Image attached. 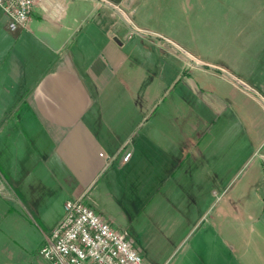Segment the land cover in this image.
<instances>
[{
	"label": "crops",
	"instance_id": "0c3cea01",
	"mask_svg": "<svg viewBox=\"0 0 264 264\" xmlns=\"http://www.w3.org/2000/svg\"><path fill=\"white\" fill-rule=\"evenodd\" d=\"M131 4L34 0L27 27L15 32L6 28L0 10V179L6 193L0 196V241L27 239L30 233L41 246L64 201L74 198L127 237V225L145 211L146 195L151 199L173 176V185L185 184L180 190L184 197L188 193L185 206L193 204L194 188L198 192L209 180L205 190L216 196L203 213L211 214L208 223L220 242L224 223L240 227L242 221L248 226L241 232L254 230V240L264 241V41L242 44L233 20L223 30L232 35L224 53L219 44L226 36L219 30L212 54L197 58L186 52L199 62L195 66L176 55L181 62L170 81L184 73L182 86L196 104L181 98L184 128L176 139H160L153 125L139 132L153 105L148 99L145 106L146 82L149 94L158 92L151 85L161 70L142 53L146 42L160 54L170 55L178 46L128 35L130 26L144 30L149 24L140 22ZM146 67H156L157 74ZM208 78L220 80L228 92L207 84ZM227 124L232 155L203 152L200 145L211 131L207 142L216 133L217 143L225 144ZM126 150L130 155L123 162Z\"/></svg>",
	"mask_w": 264,
	"mask_h": 264
},
{
	"label": "rangeland",
	"instance_id": "374dc122",
	"mask_svg": "<svg viewBox=\"0 0 264 264\" xmlns=\"http://www.w3.org/2000/svg\"><path fill=\"white\" fill-rule=\"evenodd\" d=\"M131 1V7L137 8V18L140 22L145 20L149 23L143 27L145 31L157 34L156 39L159 41L168 39L178 46L175 47L176 52L171 51L170 55L165 54L164 51L160 54L147 42L143 48L142 54L145 57H152L155 60V66L161 67V70L158 73L160 83L155 79L151 85L159 89L158 92L149 94L146 82L145 106H148V99H153V105L152 110L146 112L147 120L143 123L144 128H139V132L151 131L149 126L153 125L156 127V132L161 134L160 139L164 137L176 139L179 137V129L184 128L179 118V113L183 112L181 108L184 107L181 98L196 104L195 96L190 95L184 85L182 86L183 78L186 76L184 73L180 80L170 81L174 68L181 62L176 55H182L183 58L188 59L186 62L188 66H195L199 62L192 55L197 58H206V53L212 54L213 47L217 45L218 48L219 30L222 34L225 25L233 20L240 27L238 39L242 44L254 45L255 41H264V0ZM223 33L226 38L219 45L224 53L228 49V36L232 35L228 31ZM186 52L192 55H187ZM249 55L246 53L244 57L247 58ZM156 67L154 70L148 67L146 69L156 75L158 72ZM179 74L181 76V73ZM206 81L207 84L219 87L223 92L229 90L215 78H208ZM158 93L161 94L159 97L156 96ZM231 126L227 124L222 131L221 136L226 139L225 144L217 143L216 139L219 138L216 133L214 140L207 142L208 139H213L214 133L211 131L209 136L206 135V143L200 145L204 148L202 151L225 157L232 155L234 140L231 138ZM243 151L244 149L240 151L238 149L236 152L243 155ZM208 162L211 163V160ZM194 177L195 174L191 178ZM173 179L175 181L176 177L164 180L160 190L154 193L151 199H147L148 195H146L145 211L136 218L134 223L126 227L129 236L127 237L138 246L143 264H252V260H256V264H261V259L264 257V254H261L264 241L254 240L257 236L254 230L247 231L245 234L241 232L242 228L248 226L247 223L242 221L241 228L238 224L224 223L221 234L223 242H220L216 229L214 230L208 223L211 214L203 213L204 204L216 196V193L213 195L212 191L207 193L205 190L208 186L211 187L208 179L202 189L200 185L198 192L196 187L194 188V192H191L194 202L187 206H185L187 203L185 199L188 193L186 192L184 197V192L180 191L181 188L184 189L185 184L179 182L173 185ZM198 179L201 181V178L196 176V181ZM227 179L226 174L225 180ZM171 205L174 206L171 207ZM26 237L27 239L23 240L19 238L14 241L8 240L7 243L0 241V263L48 264L38 255L40 246L37 244L36 235L29 233Z\"/></svg>",
	"mask_w": 264,
	"mask_h": 264
},
{
	"label": "built area",
	"instance_id": "2783aa9c",
	"mask_svg": "<svg viewBox=\"0 0 264 264\" xmlns=\"http://www.w3.org/2000/svg\"><path fill=\"white\" fill-rule=\"evenodd\" d=\"M33 4L34 0H0L6 28L11 32L26 28ZM124 20L128 23L126 16ZM132 33L158 37L130 26L128 35ZM129 155V151H124L121 160L126 161ZM5 195L0 179V196ZM38 255L48 264H143L126 235L79 198L64 201L61 217L44 237Z\"/></svg>",
	"mask_w": 264,
	"mask_h": 264
}]
</instances>
